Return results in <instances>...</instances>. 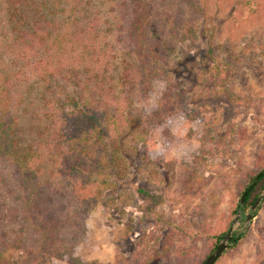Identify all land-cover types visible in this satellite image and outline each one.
<instances>
[{"label":"trees","instance_id":"trees-1","mask_svg":"<svg viewBox=\"0 0 264 264\" xmlns=\"http://www.w3.org/2000/svg\"><path fill=\"white\" fill-rule=\"evenodd\" d=\"M107 1L111 20L124 31L118 40L126 42L127 55L116 66L94 44L92 0H4L0 7V264H96L77 254L85 219L95 205L113 204L108 194L128 176L129 158L145 148L139 173L152 165L173 169L174 145H192L201 139L198 131L207 135L202 117L189 130L167 126L187 94L170 82L163 65L179 43L197 38L206 14L222 17L224 8L216 0ZM206 76L208 94L228 92L236 100L220 70L209 69ZM18 83L35 89L27 105L20 100L18 106L12 96ZM155 86L161 89L156 102L141 107L140 101H152ZM21 104L26 106L18 110ZM262 170L264 157L238 185L239 199L247 189L233 210L241 220L264 192V173L249 187ZM137 192L147 213L162 202L146 188ZM228 229L227 223L205 237L208 255ZM179 237L178 227H169L147 236L149 247H131L128 257L118 245L110 264H183L201 233L188 245L179 244ZM239 243L231 241L214 264Z\"/></svg>","mask_w":264,"mask_h":264},{"label":"rangeland","instance_id":"rangeland-1","mask_svg":"<svg viewBox=\"0 0 264 264\" xmlns=\"http://www.w3.org/2000/svg\"><path fill=\"white\" fill-rule=\"evenodd\" d=\"M103 1L92 0L91 17L97 18L92 34L97 37L96 49L106 51L104 54L116 66L127 55L126 42L118 40L123 30L111 20L110 2ZM216 5L224 8L225 15L206 14L197 28V38L179 43L163 65L170 82L179 83L187 94L167 126L189 130L202 117L201 127L207 135L198 131L201 139H192V145L175 144L173 169L152 165L139 173L138 167L148 156L145 148L129 158L128 176L108 194L113 204L95 205L86 216V233L77 245V254L87 261L110 264L115 259L116 246L120 245L128 257L131 247L142 250L144 244L150 246L145 243L147 236L177 226L178 243L182 245H188L195 233H201L191 242L193 253L183 264H202L209 251L205 237L227 223L230 226L236 215L233 210L239 201L238 185L264 157V0H216ZM3 15L0 12V17ZM215 68L220 70L224 86L234 91L235 101L228 92L219 97L206 92V74ZM22 84L12 91L18 106L20 100L27 105L35 94L34 88L29 91ZM159 91L155 86L149 94L152 101H140L139 105L148 107L156 102ZM25 106L21 104L18 110ZM196 110L201 115L197 116ZM140 187L162 198L149 213L140 209L144 204L137 192ZM245 212L249 213L250 208ZM234 228L240 243L219 264H264V203L249 223L239 218ZM131 230L133 236L129 235ZM150 242L151 246L156 244L153 239ZM51 264L65 262L53 259Z\"/></svg>","mask_w":264,"mask_h":264},{"label":"water","instance_id":"water-1","mask_svg":"<svg viewBox=\"0 0 264 264\" xmlns=\"http://www.w3.org/2000/svg\"><path fill=\"white\" fill-rule=\"evenodd\" d=\"M263 173H264V170L260 171L255 176V179L253 180L252 184H250L249 187H251L252 185L256 184L259 176L262 175ZM246 193H247V189L244 190L241 198L239 199V206L243 204V201H244ZM261 200H264V192L260 193L256 197V199L254 200L253 204L250 206V212L246 213L245 221L247 223H249L250 220L252 219L253 212L255 211V209L257 208V206L261 202ZM239 218H240V211H238L236 213V215L234 216V218H233V220H232V222H231V224L229 226V229L221 237L220 241L218 242V244L216 245L214 250L206 257V259L203 261L202 264H214L216 262V260L219 258V256L223 253V251L230 245L231 241L240 239V235H235L234 236V232H235L234 224L239 220ZM246 227L247 226H245L244 228H246Z\"/></svg>","mask_w":264,"mask_h":264},{"label":"flooded vegetation","instance_id":"flooded-vegetation-1","mask_svg":"<svg viewBox=\"0 0 264 264\" xmlns=\"http://www.w3.org/2000/svg\"><path fill=\"white\" fill-rule=\"evenodd\" d=\"M237 232H234V236L236 235Z\"/></svg>","mask_w":264,"mask_h":264}]
</instances>
